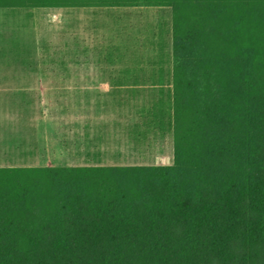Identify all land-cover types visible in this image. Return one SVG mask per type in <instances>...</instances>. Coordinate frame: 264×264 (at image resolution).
<instances>
[{
	"label": "trees",
	"instance_id": "16d2710c",
	"mask_svg": "<svg viewBox=\"0 0 264 264\" xmlns=\"http://www.w3.org/2000/svg\"><path fill=\"white\" fill-rule=\"evenodd\" d=\"M161 7L171 164L0 167V264H264V0H0Z\"/></svg>",
	"mask_w": 264,
	"mask_h": 264
},
{
	"label": "rangeland",
	"instance_id": "374dc122",
	"mask_svg": "<svg viewBox=\"0 0 264 264\" xmlns=\"http://www.w3.org/2000/svg\"><path fill=\"white\" fill-rule=\"evenodd\" d=\"M87 12L86 17L89 16L88 23L90 22L91 27L100 26L105 29L119 27L122 24L123 33L129 40L133 39L136 44H142L144 41V36L139 34L144 32L142 29H147L149 32L155 29L156 32L163 33L170 29L171 11L167 7L123 10L103 8ZM81 18L82 16L76 13L54 9L0 8V90L4 87L12 89L10 93L0 91V143L5 144V148H0V151L7 149L10 152V154L5 152V155H0V165L53 166L67 163L53 161L51 154L44 158L45 161L38 157L34 126L36 120L41 117L38 109L40 98L43 101L44 118L50 119L52 115L49 114L48 109H50V99L55 94L47 93L44 88L58 84L50 83L48 80L65 78V81L59 85L66 87V77L71 75L146 76L151 75L160 66V62H56V59H63L64 56L61 57L62 54L60 58L54 55L45 56L44 51L49 53L51 49L57 48L54 43H51V34L55 31L66 32L68 28L81 26L83 24ZM17 39L21 42L15 41ZM106 39L109 37L106 36ZM34 45L38 50L41 48L43 51L39 55V62H30L28 53H24V58L20 59L18 52L8 51L10 47L12 49L23 47V50H29ZM161 64L163 68L168 69V62ZM124 70L132 71V74H124ZM164 76L168 78L167 75ZM53 77L56 79H52ZM56 96L66 98L67 95L58 93ZM158 97L156 93H142L137 96V105L132 117L137 126L133 131H129L131 137L135 136V145L114 147V137H112L114 122L112 116L108 117L104 131V145L100 148L103 152L99 156L101 162L99 160L95 162L96 159L92 158L88 165H96V163L127 166L170 165L172 162L171 134L158 133L154 128L142 124L143 119L138 112L142 105H150ZM20 100L25 103V108L14 106L16 101ZM4 119L5 123H2ZM63 119L66 120V115L59 117V120ZM127 132L124 131V145L129 138ZM59 134L62 137L64 131H60Z\"/></svg>",
	"mask_w": 264,
	"mask_h": 264
},
{
	"label": "crops",
	"instance_id": "0c3cea01",
	"mask_svg": "<svg viewBox=\"0 0 264 264\" xmlns=\"http://www.w3.org/2000/svg\"><path fill=\"white\" fill-rule=\"evenodd\" d=\"M99 9L103 8L54 9L82 16L83 24L77 28H68L66 32H53L51 43H54L57 48L51 49L49 53L43 52L41 48L38 50L36 45L29 50H23V47H17V49L10 47L8 51L18 52L20 59L24 58V53H28L30 62H39V55L42 52L47 57L54 55L60 58L62 54L63 59H56V62H171L170 29L166 30V33L156 32L155 29L150 32L147 29H142L144 32L139 34L144 36V41L142 44H136L133 39L129 40L128 36L123 33L122 24L119 27L105 29L100 26L91 27L90 22L88 23L89 16L86 17L87 11ZM104 9L116 10L118 8ZM65 35L66 37H64ZM106 36L109 39H106ZM15 41L21 42L20 39ZM57 79L48 80L50 83H58L57 85L44 88L47 93L55 94L50 99V109H48L52 117L44 118L43 101L40 98L38 109L41 117L36 120L34 126L38 157L45 161L51 154L53 161L67 162L63 165L53 166H86L92 158H95V162H97L103 153L100 148L104 145L107 118L111 116L114 122L112 136L114 137V147L135 145V136L131 137L129 131H133L137 126L132 117L135 113L138 94L156 93L159 95L161 88L167 89L168 87V78L152 75H71L66 77V87L59 85L65 81V78ZM160 82L163 84L162 87L159 85ZM1 89L0 91L8 93L12 91L10 87ZM57 92L65 93L66 98L56 96ZM151 104L142 105L138 109L139 115L143 119L141 123L146 126L148 125L146 112ZM14 106L25 108V103L22 100L16 101ZM64 115H66V120H59V117ZM2 123H5V119ZM4 127L3 124V129ZM60 131H64L62 137L59 134ZM124 131H128L127 135L129 136L125 145L123 143ZM0 148H5V144L0 143ZM5 152L10 154L7 149L6 151L4 149V151H0V155H5ZM0 167L4 166L0 165Z\"/></svg>",
	"mask_w": 264,
	"mask_h": 264
}]
</instances>
